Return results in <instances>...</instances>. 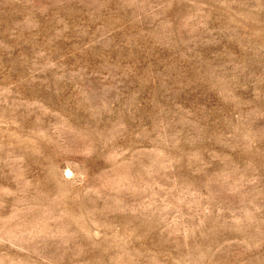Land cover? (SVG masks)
Here are the masks:
<instances>
[{
  "label": "rangeland",
  "instance_id": "374dc122",
  "mask_svg": "<svg viewBox=\"0 0 264 264\" xmlns=\"http://www.w3.org/2000/svg\"><path fill=\"white\" fill-rule=\"evenodd\" d=\"M0 264H264V0H0Z\"/></svg>",
  "mask_w": 264,
  "mask_h": 264
}]
</instances>
